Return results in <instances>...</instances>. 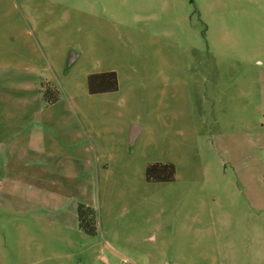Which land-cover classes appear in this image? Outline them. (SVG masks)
Segmentation results:
<instances>
[{"label": "rangeland", "instance_id": "1", "mask_svg": "<svg viewBox=\"0 0 264 264\" xmlns=\"http://www.w3.org/2000/svg\"><path fill=\"white\" fill-rule=\"evenodd\" d=\"M9 61L59 98L8 110L53 145L28 169L0 151V264H264V0H0ZM109 71L118 89L90 93ZM153 163L174 180L148 181Z\"/></svg>", "mask_w": 264, "mask_h": 264}, {"label": "crops", "instance_id": "2", "mask_svg": "<svg viewBox=\"0 0 264 264\" xmlns=\"http://www.w3.org/2000/svg\"><path fill=\"white\" fill-rule=\"evenodd\" d=\"M10 38L15 39L14 36L10 35ZM38 67L35 65H26L25 67L21 65H14L11 61L8 63H5L4 65H0V72L3 76L7 77V82L10 84L8 85L9 88H13L18 90V92H21L19 94L18 101L13 99H3L2 106L5 110L0 109V151L5 154L7 151L14 150L15 151V157H11L7 159L5 162L7 167L14 166L16 168L23 167L24 169H28L29 165H32V167H36L39 162H44V156L46 153H50L49 149H51V140L49 138L48 143H46V133L42 131L38 126H33L29 129L28 127H21L18 130H22L21 132H15L16 125L10 120V116L8 115V110H19L23 113H27L29 111V98L27 97L28 92H34L37 96V101L42 102V93L40 91L41 86V79H39L38 75ZM24 76L22 78L19 77L17 81L14 83L11 82V78L14 76ZM29 76V77H28ZM9 80V81H8ZM6 82V83H7ZM24 93V94H22ZM35 100V99H34ZM16 101V102H15ZM34 102V104L37 106L38 102ZM39 104V105H40ZM39 107V106H38ZM37 107V109H38ZM40 108V107H39ZM34 108L30 111L33 113ZM21 123V126L23 124H39V121L37 120L35 116L32 117H18ZM29 130V131H26ZM26 131V132H24ZM16 135V138L13 139V136ZM13 143V145L9 146L10 143ZM53 145V144H52ZM11 148V149H8ZM13 148V149H12ZM49 148V149H48ZM29 152L32 153V155H35L36 158L29 159ZM10 155H13L12 153ZM37 169V168H36ZM37 169L36 171H38ZM41 171V170H39ZM35 175H42V174H35ZM7 181V178L0 179V187H2L3 182ZM103 260L106 262H109L108 256L103 255Z\"/></svg>", "mask_w": 264, "mask_h": 264}, {"label": "trees", "instance_id": "3", "mask_svg": "<svg viewBox=\"0 0 264 264\" xmlns=\"http://www.w3.org/2000/svg\"><path fill=\"white\" fill-rule=\"evenodd\" d=\"M89 92L104 93L112 92L118 89L117 74L114 71L91 74L88 76ZM42 98L46 103H55L59 94L50 86L42 85ZM146 178L148 181L169 182L175 178V168L172 163H153L146 169ZM78 227L88 235L97 234V223L95 210L87 205L79 204L77 206Z\"/></svg>", "mask_w": 264, "mask_h": 264}, {"label": "water", "instance_id": "4", "mask_svg": "<svg viewBox=\"0 0 264 264\" xmlns=\"http://www.w3.org/2000/svg\"><path fill=\"white\" fill-rule=\"evenodd\" d=\"M72 62V58H70V63ZM137 126L136 125H133L132 126V128H131V135H130V137H131V139H133V137H134V133L137 131Z\"/></svg>", "mask_w": 264, "mask_h": 264}]
</instances>
